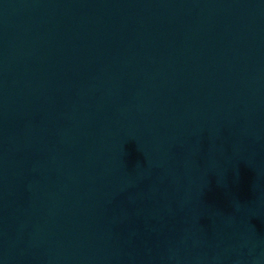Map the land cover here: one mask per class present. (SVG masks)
<instances>
[{"label":"water","instance_id":"95a60500","mask_svg":"<svg viewBox=\"0 0 264 264\" xmlns=\"http://www.w3.org/2000/svg\"><path fill=\"white\" fill-rule=\"evenodd\" d=\"M0 264H264V0H0Z\"/></svg>","mask_w":264,"mask_h":264}]
</instances>
